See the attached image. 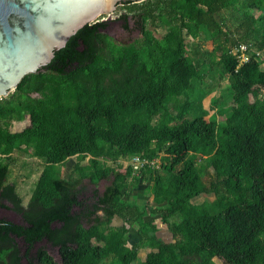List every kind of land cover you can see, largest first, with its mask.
I'll list each match as a JSON object with an SVG mask.
<instances>
[{"label":"trees","instance_id":"obj_1","mask_svg":"<svg viewBox=\"0 0 264 264\" xmlns=\"http://www.w3.org/2000/svg\"><path fill=\"white\" fill-rule=\"evenodd\" d=\"M259 1H121L128 6L119 16L124 22L134 17L141 44L105 53L101 29L108 20L85 24L48 64L21 79L15 106L0 98V154L6 158L0 159V206L21 217H0V264H214V257L224 264H264V60L249 49L240 62L239 52L231 51L251 40L264 50V33L249 10ZM229 7L241 11L235 32L215 18ZM159 18L169 24L160 38L147 26ZM201 32L213 44L202 53L217 57L230 77L232 104L221 124L200 112L188 115L189 98L171 105L201 76L185 45L186 35ZM16 112L28 123L12 130ZM16 149L45 161L26 203L5 180ZM160 153L158 167L149 166ZM135 155L147 159L153 209L122 198L129 176L133 184L138 180L131 164L101 161ZM71 156H88V163L78 160L67 177L59 175L56 165ZM106 178L110 183L100 193L80 195L85 179L97 184ZM203 192L214 200L191 201ZM151 210L163 220L179 214L169 226L172 241L144 218ZM114 217L124 223L113 226ZM131 222L138 224L139 244L151 248L143 260L138 244L127 245ZM43 240L57 246L58 259L43 245L35 248Z\"/></svg>","mask_w":264,"mask_h":264},{"label":"rangeland","instance_id":"obj_2","mask_svg":"<svg viewBox=\"0 0 264 264\" xmlns=\"http://www.w3.org/2000/svg\"><path fill=\"white\" fill-rule=\"evenodd\" d=\"M127 6L128 5L119 3L109 16L106 14L102 16L108 20L106 27L101 29L105 37L104 39L107 42V48L104 49L105 53L118 45H139L143 41V35L141 34L134 17L130 15L127 22H124L123 18L119 16L121 12H124V10L127 9ZM249 10L253 12L256 17H258L256 19V24L260 31L264 33V1L260 0L257 6L250 8ZM239 13H241V11H238L233 7H229L216 13L215 18L224 29H230L232 32H235L236 15ZM147 26L152 30L155 36L160 38L168 29V19L166 18L165 20V18H159L154 25L148 24ZM245 43L249 44L250 49L257 50L259 52V56L264 60V50L257 49L253 40ZM103 45L105 46V44ZM185 45L187 53L196 63L199 62L201 76L193 79L188 94L173 98L171 105H178L176 104L177 102L181 103L186 98H189L191 106L189 107L190 109L188 115L200 112L205 118H212L217 124H221L224 121L225 116L228 114L232 104V89L229 74L224 70L222 63L218 61L217 57L202 53L205 50H210L213 46L210 37L207 36L205 32H201L196 37L186 35ZM231 51L234 53L237 52L236 47H234ZM20 96V92L14 89L4 96L3 100L12 101L15 106L17 99L20 98ZM18 115H20V112H16L10 117L12 130H19L28 123L27 116L23 120H19L17 117ZM0 124H2V120L0 121ZM162 155L163 153H160L157 157L151 160L149 166L155 165V167H158ZM0 159L6 160V158L1 154ZM78 160H80V163L86 164L88 163V156L85 158L71 156L66 161L57 164L56 169L59 172V175L67 177L74 163ZM101 161H104L110 166H126L127 164H131L132 157H117L116 159L102 158ZM198 161L202 162V159L199 158ZM8 162L10 173L5 180L6 182H14L16 184L19 196L22 198V201L26 203L34 187L37 175L42 169L45 161L43 158H39L31 154L30 150L26 151L16 149L11 153V158ZM139 167H141L140 170L133 169L132 171V175L138 177L136 184H133L132 178L129 176L127 184L123 189L122 198L127 201H136L139 205L151 206L153 209L155 205L152 203V195L148 187L150 180L147 178L148 174L145 169L146 165L143 163ZM108 183H110V178L101 179L97 182V184H93L88 179H85L83 185L84 187L82 188L80 195L88 199V197L92 196L94 189H97L100 193ZM213 200L214 194L212 192H203L191 199V201L196 204H200L204 201L210 202ZM0 217H6L15 222H21V217L18 213L1 206ZM144 218H150L153 221L156 226L155 233L159 237L163 238L165 241H172V233L169 226L171 222L179 219V214H174L167 220H163L157 211L151 210ZM123 223L124 220L119 217H114L111 222L113 226L122 225ZM125 235L128 246H132L133 244L139 245L137 248V256L139 260H143L146 253L151 248L148 245L139 244L141 236L138 232V224L136 222L128 223ZM94 243L101 244V242L96 240H94ZM39 245H43L55 259L59 258L57 246L52 245L45 240L38 242L35 245V248ZM106 262L107 261L101 262L100 264H105ZM213 263L224 264L222 260L217 257L213 258Z\"/></svg>","mask_w":264,"mask_h":264},{"label":"water","instance_id":"obj_3","mask_svg":"<svg viewBox=\"0 0 264 264\" xmlns=\"http://www.w3.org/2000/svg\"><path fill=\"white\" fill-rule=\"evenodd\" d=\"M121 1L0 0V98L48 64L83 25L106 20L102 16Z\"/></svg>","mask_w":264,"mask_h":264},{"label":"built area","instance_id":"obj_4","mask_svg":"<svg viewBox=\"0 0 264 264\" xmlns=\"http://www.w3.org/2000/svg\"><path fill=\"white\" fill-rule=\"evenodd\" d=\"M238 53V57L240 59V62L248 60V53L247 51L250 49L249 44L245 42H240L238 46L236 47ZM256 54H259V52L256 50ZM147 162V159L141 158L137 155L132 157L131 165L134 169H137L141 164Z\"/></svg>","mask_w":264,"mask_h":264},{"label":"flooded vegetation","instance_id":"obj_5","mask_svg":"<svg viewBox=\"0 0 264 264\" xmlns=\"http://www.w3.org/2000/svg\"><path fill=\"white\" fill-rule=\"evenodd\" d=\"M118 4H119V3H118ZM118 4H117V5H118ZM11 211H13V210H11ZM13 212H15V211H13ZM15 213H16V212H15Z\"/></svg>","mask_w":264,"mask_h":264}]
</instances>
